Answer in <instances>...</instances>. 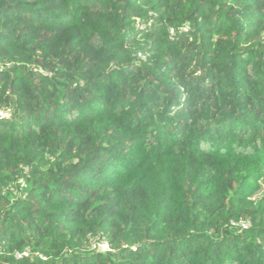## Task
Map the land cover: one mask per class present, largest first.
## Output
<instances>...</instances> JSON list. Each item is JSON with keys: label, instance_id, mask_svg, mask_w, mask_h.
Instances as JSON below:
<instances>
[{"label": "trees", "instance_id": "trees-1", "mask_svg": "<svg viewBox=\"0 0 264 264\" xmlns=\"http://www.w3.org/2000/svg\"><path fill=\"white\" fill-rule=\"evenodd\" d=\"M0 109V264H264V0H0Z\"/></svg>", "mask_w": 264, "mask_h": 264}, {"label": "built area", "instance_id": "built-area-1", "mask_svg": "<svg viewBox=\"0 0 264 264\" xmlns=\"http://www.w3.org/2000/svg\"><path fill=\"white\" fill-rule=\"evenodd\" d=\"M170 32L172 33V30ZM0 118H9V112L7 110L0 109ZM242 226L246 227L247 224L242 223ZM90 241H91V247L92 248H96V247H99L100 249H107L108 248V244L106 243L105 240L99 241L97 239H91Z\"/></svg>", "mask_w": 264, "mask_h": 264}, {"label": "rangeland", "instance_id": "rangeland-1", "mask_svg": "<svg viewBox=\"0 0 264 264\" xmlns=\"http://www.w3.org/2000/svg\"><path fill=\"white\" fill-rule=\"evenodd\" d=\"M116 96V94H114V92H112V91H109L108 92V94H107V97H109V98H112V97H115ZM102 251H104L105 249H101Z\"/></svg>", "mask_w": 264, "mask_h": 264}]
</instances>
